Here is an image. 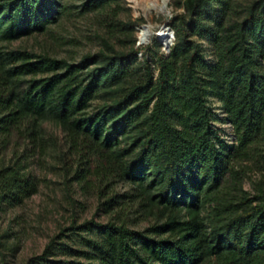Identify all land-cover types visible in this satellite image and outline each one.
Instances as JSON below:
<instances>
[{"label": "trees", "instance_id": "trees-1", "mask_svg": "<svg viewBox=\"0 0 264 264\" xmlns=\"http://www.w3.org/2000/svg\"><path fill=\"white\" fill-rule=\"evenodd\" d=\"M122 1L75 5L102 12L105 30L72 60L7 45L49 29L65 0H0V146L13 130L28 140L0 162V207L38 191L30 159L49 153L53 123L72 154L68 185L96 192L110 215L73 219L25 264H264V179L244 186L249 160L264 169V0H183L169 50L136 45Z\"/></svg>", "mask_w": 264, "mask_h": 264}, {"label": "rangeland", "instance_id": "rangeland-1", "mask_svg": "<svg viewBox=\"0 0 264 264\" xmlns=\"http://www.w3.org/2000/svg\"><path fill=\"white\" fill-rule=\"evenodd\" d=\"M65 1L70 5V10L58 22L51 24L49 29L24 35L7 45L49 51L72 60H79L83 54L101 47L97 32L105 30L101 21L103 13H81L75 6L81 0ZM182 1L123 0L120 14L125 20L135 21L136 45L143 46L159 40L163 49L168 50L165 39H170L172 44L175 38H170V35L164 38L159 34L164 24H169L168 18L175 11L183 10ZM143 30H147V39L142 41ZM205 44L208 56L212 57L211 42L205 39ZM211 101L215 107V123L221 126V132L227 139L233 140V127L220 106L221 102L215 97H211ZM48 127V134L52 136L49 153L36 154L30 159V167L40 181L38 191L20 205L0 207V264H25L31 255L41 252L49 239L73 219L82 221L92 216L102 221L109 219V214L98 209L96 192H83L77 182L72 181L68 185L64 165L66 159L72 160V154L63 153V130L53 123H49ZM27 141L13 130L0 146V162L14 160L15 151L25 155ZM248 164L244 186L254 193L258 183L264 179V169L252 160ZM117 188L123 192L128 186L119 183ZM148 223V220H141L138 226L144 227Z\"/></svg>", "mask_w": 264, "mask_h": 264}, {"label": "water", "instance_id": "water-1", "mask_svg": "<svg viewBox=\"0 0 264 264\" xmlns=\"http://www.w3.org/2000/svg\"><path fill=\"white\" fill-rule=\"evenodd\" d=\"M168 33L170 34V38H175L174 29L170 30V25L165 23L162 32H160V36L165 38L166 36H168ZM165 44H166V46H167V48L169 50L170 49V45H171L170 39H168V38L165 39Z\"/></svg>", "mask_w": 264, "mask_h": 264}, {"label": "bare ground", "instance_id": "bare-ground-1", "mask_svg": "<svg viewBox=\"0 0 264 264\" xmlns=\"http://www.w3.org/2000/svg\"><path fill=\"white\" fill-rule=\"evenodd\" d=\"M147 30L145 31V30H143L142 32H141V40L143 41V40H145V39H147ZM160 35V34H159ZM168 35H170L169 33H168Z\"/></svg>", "mask_w": 264, "mask_h": 264}]
</instances>
